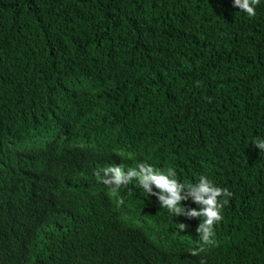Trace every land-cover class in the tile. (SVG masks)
I'll return each instance as SVG.
<instances>
[{"label":"trees","instance_id":"obj_1","mask_svg":"<svg viewBox=\"0 0 264 264\" xmlns=\"http://www.w3.org/2000/svg\"><path fill=\"white\" fill-rule=\"evenodd\" d=\"M254 7L249 17L233 0H0V146L38 99L36 126L51 102L69 120L65 89L79 82V122L108 115L106 137L134 153L127 164L233 194L215 243L193 256L198 218L144 190L113 195L103 156L83 153L77 181L35 192L44 203L30 219L9 227L0 192V264H264V0ZM2 165L13 185L22 162H3L0 148ZM181 206L197 208L191 197Z\"/></svg>","mask_w":264,"mask_h":264},{"label":"clouds","instance_id":"obj_2","mask_svg":"<svg viewBox=\"0 0 264 264\" xmlns=\"http://www.w3.org/2000/svg\"><path fill=\"white\" fill-rule=\"evenodd\" d=\"M259 2L260 0H233V7H237L249 17H254L256 14L254 6ZM85 92L79 82L65 89V96L70 100L73 110L71 118L67 121L61 118L55 103L51 102L46 104L48 112L36 126L45 105H42L41 98L38 99L40 105L26 111L20 130L15 120L13 125L6 126L4 132L13 131L14 135L3 140L4 143L0 146L3 162L4 158L8 157L23 164L21 170L17 171L18 180L13 185L2 183L5 175L3 165L0 169V192L4 194V199L10 206V210L4 214L5 220L9 221L8 226L10 227L20 217L29 219L34 217L33 211L44 203L37 199L35 192L46 190L47 183L77 181L80 169L77 156L87 153L101 155L105 159L103 176L100 179L111 189L113 195L121 187L127 194V199L137 190H144L156 196L160 206L167 208L173 216L198 218L201 222L196 231L200 235L202 246L193 249L191 255L197 256L205 251L203 246L213 245L214 225L223 219L222 209L233 194L226 188L215 186L205 176H201L196 184H182L174 178L176 175L174 170L169 169L167 174H164L160 171L162 167L158 163L152 165L139 163L137 167L127 164L134 153L127 145L120 147L111 138L106 137V131L109 129L108 115L93 125L79 122L85 111ZM100 123L101 126L97 125ZM35 140L39 142L35 143ZM255 147L264 151V139L258 138ZM38 150L40 151L37 152ZM97 175L100 173L97 172ZM133 178H137L138 183L134 186L128 185ZM152 185L159 189V192L153 191ZM189 197L197 208L185 211L181 201ZM179 227L184 231L187 226L179 223ZM200 264H206V261L201 260Z\"/></svg>","mask_w":264,"mask_h":264},{"label":"rangeland","instance_id":"obj_3","mask_svg":"<svg viewBox=\"0 0 264 264\" xmlns=\"http://www.w3.org/2000/svg\"><path fill=\"white\" fill-rule=\"evenodd\" d=\"M49 133L51 134V133H52V130H50ZM34 142H35V143H38L39 140H35Z\"/></svg>","mask_w":264,"mask_h":264}]
</instances>
